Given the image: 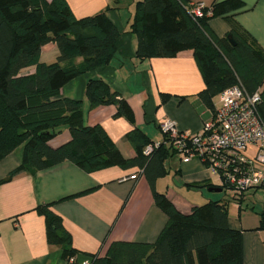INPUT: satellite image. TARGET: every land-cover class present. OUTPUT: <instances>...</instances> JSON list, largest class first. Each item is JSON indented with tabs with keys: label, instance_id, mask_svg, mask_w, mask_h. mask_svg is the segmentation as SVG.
I'll list each match as a JSON object with an SVG mask.
<instances>
[{
	"label": "trees",
	"instance_id": "1",
	"mask_svg": "<svg viewBox=\"0 0 264 264\" xmlns=\"http://www.w3.org/2000/svg\"><path fill=\"white\" fill-rule=\"evenodd\" d=\"M189 4L190 0L136 3L129 31L138 38L137 59L172 57L191 49L206 85L199 95L208 107L214 108V97L224 89L241 83L249 93L260 91L259 111L264 116V48L235 18L244 2H216L205 6L200 17L191 14ZM218 16L230 25L235 44L210 29L208 20ZM119 36L105 12L78 19L67 0H0V160L24 144L21 164L0 182L23 170L34 173L67 160L89 173L112 166L137 167L147 175L156 204L168 216L159 238L151 244L115 241L105 256L80 257L62 217L50 204H40L36 210L45 217L47 241L61 248L64 259L89 258L93 264H242V232L230 227L225 202L210 200L183 213L165 193L156 191V180L166 174L165 160L177 151L162 142L154 152H143L153 141L135 125L127 99L102 78L86 82L90 109L116 105V116L135 125L126 135L136 151L132 158L122 154L102 125L84 123L83 100L59 96L74 78L108 65ZM50 42L59 55L45 63L40 55ZM78 57L82 61L76 63ZM32 66L35 72L23 73ZM63 127L71 138L54 148L49 141Z\"/></svg>",
	"mask_w": 264,
	"mask_h": 264
},
{
	"label": "crops",
	"instance_id": "2",
	"mask_svg": "<svg viewBox=\"0 0 264 264\" xmlns=\"http://www.w3.org/2000/svg\"><path fill=\"white\" fill-rule=\"evenodd\" d=\"M67 1L78 19L105 12L120 36L108 65L74 78L59 96L83 100L84 123L102 125L126 158L136 154L126 137L135 125L152 141H162L159 124L167 119L182 130L197 133L214 118L218 97L213 99L214 108L200 97L206 85L193 50L172 57L137 59L138 38L129 25L140 0ZM219 1L223 0H190L206 7ZM242 1L244 7L235 18L264 48V0ZM208 24L218 38L230 34L231 27L223 17H211ZM58 55L56 44L50 42L42 47L40 60L51 63ZM81 61V57L76 59V63ZM33 72L35 66L23 73ZM89 78H102L130 102L135 125L116 116V105L89 108L85 96ZM70 138V130L63 127L49 144L56 148ZM23 153L21 144L0 160V181L21 164ZM164 164L166 174L156 180L155 189L165 193L180 211L189 213L203 200H220L230 208L227 201L205 192L225 187L199 157L185 158L176 152ZM134 174L136 179L130 178ZM40 204H50L62 217L80 257L105 256L115 241L154 243L168 221L155 202L147 175L137 167L112 166L89 173L67 160L34 173L23 170L0 182V264H79L64 259L61 248L48 243L45 217L36 210ZM238 205L239 217L229 214V225L242 232V264H264V187L247 191Z\"/></svg>",
	"mask_w": 264,
	"mask_h": 264
},
{
	"label": "built area",
	"instance_id": "3",
	"mask_svg": "<svg viewBox=\"0 0 264 264\" xmlns=\"http://www.w3.org/2000/svg\"><path fill=\"white\" fill-rule=\"evenodd\" d=\"M189 5L193 16H203V4ZM217 97L215 116L200 132L182 130L167 119L159 124L167 141H153L143 152L148 155L164 142L185 158L199 157L208 169L222 176L224 187L241 199L247 191L264 187V116L259 111L262 97L259 90L249 93L241 83L224 89ZM68 261L77 262L76 256ZM77 263L93 264L89 258Z\"/></svg>",
	"mask_w": 264,
	"mask_h": 264
},
{
	"label": "rangeland",
	"instance_id": "4",
	"mask_svg": "<svg viewBox=\"0 0 264 264\" xmlns=\"http://www.w3.org/2000/svg\"><path fill=\"white\" fill-rule=\"evenodd\" d=\"M160 132H162V131L160 130ZM162 134H163V132H162ZM157 142H160V141H157ZM212 173H214L215 177L217 179H219V181L221 182L220 185L223 186L222 176L219 173L214 172V171ZM205 192L210 193L211 195H214V196L218 197L219 199L225 200L228 203H230V208L228 209L229 214H233L235 216V218L239 217V207H238L239 205H238V203H239L240 199H238V197L234 195V193L231 189H228L227 187H225V188H223L222 191H219V192L209 191V190L205 189ZM206 201L207 200L201 201L199 203V205H201L202 203H205Z\"/></svg>",
	"mask_w": 264,
	"mask_h": 264
},
{
	"label": "water",
	"instance_id": "5",
	"mask_svg": "<svg viewBox=\"0 0 264 264\" xmlns=\"http://www.w3.org/2000/svg\"><path fill=\"white\" fill-rule=\"evenodd\" d=\"M227 38H228V40H229L231 43H233V44L236 43V42L234 41V39H233V37H232L231 34H228ZM212 189H215V190H218V191H221V190H222L221 188H210L209 190H212Z\"/></svg>",
	"mask_w": 264,
	"mask_h": 264
}]
</instances>
